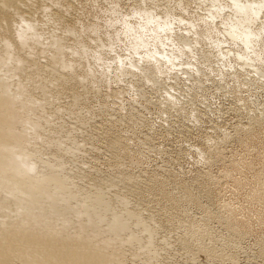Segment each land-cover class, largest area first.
I'll return each instance as SVG.
<instances>
[{
  "label": "rangeland",
  "instance_id": "374dc122",
  "mask_svg": "<svg viewBox=\"0 0 264 264\" xmlns=\"http://www.w3.org/2000/svg\"><path fill=\"white\" fill-rule=\"evenodd\" d=\"M168 1L147 0V3L149 7L163 8ZM184 2L190 6L194 0ZM140 3L141 0H18L7 10L13 12L16 8L20 14L32 15L40 21V28L50 31L57 29L62 33L69 26L76 27L77 34L68 32L64 36L69 43L76 35L88 39L92 32L88 26L98 22L99 35L109 43L108 33L114 32V27L109 26L110 17L122 19ZM114 8L121 14L114 13ZM208 9L202 10L201 15L207 14ZM194 11V6L189 7L190 13ZM53 17L58 21L54 23ZM190 18L185 20L195 19ZM114 23L116 28L121 27V23ZM225 28L229 26L218 25L219 30L210 33L212 38L204 37L201 39L204 46L201 42L198 45L199 50L203 48L209 53V61L216 69L223 68L225 61H220L215 48L216 38L225 39L228 35ZM91 36H95L94 32ZM110 54L114 52L107 56ZM200 57L192 62L209 77L201 74V83L180 77V85L176 86L182 91L169 90L179 94L178 97L181 95L175 106L165 91L170 78L155 84L156 87L145 81L143 86L148 92L140 94L132 92L127 80L112 77L101 82L93 75L82 81L64 82L60 78L57 88L53 87L54 105H48L47 110L54 117L45 113L46 116L55 120L52 125L62 121L56 127V135L71 134L81 142L76 147L78 151L75 148L76 156L60 150L62 155L66 154L61 158L65 157L70 166L65 164V168H74L78 184L104 192L105 202L99 210L114 206L118 221L126 213L133 214L124 221L127 231L119 233L120 255L113 264H264V117L251 100L257 88L247 81L255 82L257 76H247V84H244L246 76L233 75L217 83L219 78L206 66L209 58L205 57L206 61ZM48 59L39 58L37 67L30 66L25 74L36 76L40 63L45 64ZM78 70L79 74L85 71ZM52 79L49 72L44 73L41 81L53 86ZM31 90L38 98L43 96L36 85ZM52 146L47 148L57 150L54 143ZM111 219L105 215L99 218L107 227L116 226L117 219L109 224ZM104 224L99 228L107 229ZM130 234L139 239L130 242L127 238ZM138 242L147 244L149 249L140 248Z\"/></svg>",
  "mask_w": 264,
  "mask_h": 264
},
{
  "label": "bare ground",
  "instance_id": "6f19581e",
  "mask_svg": "<svg viewBox=\"0 0 264 264\" xmlns=\"http://www.w3.org/2000/svg\"><path fill=\"white\" fill-rule=\"evenodd\" d=\"M14 1L18 0H0V264H113L120 255L119 233L127 231L124 221L131 219L133 214L126 213L123 218L120 216L121 221H118L115 212L117 208L114 206L99 210L102 209L101 203L105 202L104 192L90 187L88 189V185L82 186L84 183L78 184L75 181L74 168L73 170L65 168L66 159L61 157L68 151L74 156L81 142L71 134L65 137L56 135L58 132L56 127L62 125V121L56 125L55 120L46 116L45 113L54 117L53 112L47 110L48 105H54L53 87L59 84L57 81L60 78L64 79V82L82 81L93 75L98 81L112 77L124 82L127 80L126 83L133 87L129 89L140 94L146 91L143 86L145 81L155 86L170 78L169 88H165V91L174 105L181 95L178 97L179 94L176 95L169 90L180 88L176 86L179 84L178 80H181L180 77L184 76L183 79L194 83L198 80L201 83V74L209 77L203 72L204 69L192 60L198 61V56H201L200 59L210 57L209 53L202 51L203 48L200 49L201 52L198 45L202 38H210L212 36L210 33L219 30L218 25L221 24L229 26L224 30L228 34L225 39L218 37L215 44L222 58L220 61L225 59L222 62L223 68L216 69L209 61L211 57L206 66L210 73H214L219 78V81L215 79L217 83L226 81L230 75L237 78L246 76L245 81L250 74L256 75L257 77L253 78L258 81L257 83L251 79L247 80L249 83L246 81L244 84L248 83L257 88L256 92L252 93L254 97H251V100L259 107L263 119L264 33L259 31V27L243 24L242 16L246 11L243 8L233 13L235 19H226L221 12L219 13L221 18L217 20L215 17L218 13L209 7L208 12L214 17L210 22L212 31H205L203 26L197 28L193 20H185L186 23L175 25L171 33L164 34L160 40L161 46L158 48L152 47L151 42L145 40L136 29V23H141L140 21L133 23L127 19L130 12H125L122 19L118 17L108 19L109 26L114 27V32L108 31L109 43L99 35L101 24L98 22L88 26L92 31L90 33L94 32L95 36L90 34L88 39H84L76 35L75 40L69 43L64 36L68 32L77 34L76 27L69 26L62 33L57 32V29H54L55 32L49 29L48 31L46 27V29L40 28V21L34 16L20 14L16 8L13 12L7 10L15 5ZM239 2L243 4L244 0ZM145 3L148 8L154 7H149L147 0ZM141 6L140 3L137 9ZM113 12L119 13L115 8ZM15 15H19V19H16ZM52 20L54 23L58 21L54 17ZM114 22L121 23V27L116 28ZM194 31L195 35L192 34ZM142 43L145 46L142 47ZM201 46H204L202 42ZM111 52L114 54L107 56V53ZM43 57L49 59L45 64L40 63V70L37 68L36 76L25 74L30 66L37 67V61ZM97 66L101 67V70ZM192 67H195V70H192ZM78 69L85 71L79 74ZM98 71L99 75H96ZM49 72L53 74V79L50 80L53 86L41 81L44 73ZM183 79L182 81H185ZM32 85L41 89L43 93L41 98L31 90ZM57 108L61 109L59 106ZM246 109H249L248 106ZM70 111L68 113L71 114ZM45 116L46 119L43 121ZM52 121H54L53 125ZM52 143L56 145L57 150L48 149L53 147ZM46 144L50 147L47 148ZM62 149L65 152L63 155L60 153ZM49 153L59 158L53 159ZM114 184L113 181V186ZM97 212L100 217L111 216L109 224L117 219V225L107 227L103 223L107 229L104 227L103 230L100 229V225L103 224L100 223ZM135 235L127 236L130 242L139 239ZM138 243L140 248L146 250L147 244Z\"/></svg>",
  "mask_w": 264,
  "mask_h": 264
},
{
  "label": "clouds",
  "instance_id": "9594fccd",
  "mask_svg": "<svg viewBox=\"0 0 264 264\" xmlns=\"http://www.w3.org/2000/svg\"><path fill=\"white\" fill-rule=\"evenodd\" d=\"M141 5L140 8H135L127 19L133 23L140 21L141 23H136V29L145 40L151 42L152 47L156 48L161 46L160 40L164 34L171 33L175 25L186 23L185 17H194L193 22L197 28L203 26L205 31H212L210 23L214 19L212 13L201 15L202 10H206L208 7L218 13L215 17L217 20L221 18L219 15L221 12L226 19H235L233 13L237 9L243 8L246 10L242 16L243 24L259 27V31L264 33V0H244L243 4L239 0H215L211 3L210 0H194L193 5L190 6H186L184 0H169L167 7L163 8L159 5L148 8L145 0H141ZM192 6L195 7V11L190 13L189 7ZM192 34L195 35V31ZM141 46L145 45L142 43Z\"/></svg>",
  "mask_w": 264,
  "mask_h": 264
}]
</instances>
